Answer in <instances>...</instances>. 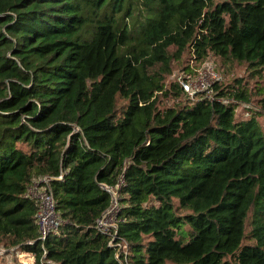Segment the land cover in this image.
I'll return each instance as SVG.
<instances>
[{
  "label": "trees",
  "instance_id": "trees-1",
  "mask_svg": "<svg viewBox=\"0 0 264 264\" xmlns=\"http://www.w3.org/2000/svg\"><path fill=\"white\" fill-rule=\"evenodd\" d=\"M184 55L259 73L264 0H0L1 245L34 264H264V89L246 107L241 78L215 81L161 109L185 95L166 81Z\"/></svg>",
  "mask_w": 264,
  "mask_h": 264
},
{
  "label": "rangeland",
  "instance_id": "rangeland-1",
  "mask_svg": "<svg viewBox=\"0 0 264 264\" xmlns=\"http://www.w3.org/2000/svg\"><path fill=\"white\" fill-rule=\"evenodd\" d=\"M190 67V71H193L194 74L197 72H203L205 78L200 82V84L208 83L213 80L218 81L224 85L233 84L236 78H241L248 86V89L252 91V99L254 100L251 105H245L246 107L255 106L256 100L259 98L260 94L257 93V88L262 87L264 89V69H260L259 73L252 74L251 69L248 68L246 64L238 63L236 61H222L220 58L209 56L208 59L202 61L201 63H195L191 59H188L185 55L180 60H173L172 62V71L171 74L167 76L166 81H175L178 77H184L189 75L185 67ZM214 74L215 79H213L212 74ZM211 87V86H210ZM209 94H212V91L209 90ZM186 98H191L188 94L181 96L180 98H164L159 104V108L171 107L173 105H178V102L184 101ZM244 105H240L236 109V117L238 119L245 118L249 114V109ZM259 121L264 124V116L259 117ZM38 192L32 190V193L36 195ZM116 200L114 199L111 207L105 215L107 221L111 222L115 215L116 209ZM58 217L54 216L50 219L49 228H55ZM47 229V228H46ZM248 230V226H247ZM6 250L5 252L8 255L3 254L0 256V264H32L28 262L25 257H22L25 252L18 250L16 247L12 246H3L0 244V251ZM4 257V259H2ZM9 259V260H7ZM166 264H173L167 262Z\"/></svg>",
  "mask_w": 264,
  "mask_h": 264
},
{
  "label": "built area",
  "instance_id": "built-area-1",
  "mask_svg": "<svg viewBox=\"0 0 264 264\" xmlns=\"http://www.w3.org/2000/svg\"><path fill=\"white\" fill-rule=\"evenodd\" d=\"M188 73H189V75H186L184 77H178L175 80V82L178 84V86L180 87L182 92H184L185 94H188L192 99H194V98H200V99L201 98H209V99L212 98V95L209 94V90H211L210 86L213 85L215 80L208 82L206 84L205 83L200 84V82L205 78V75L203 74V72L199 71L197 73L190 74V73H193V71H191ZM211 74L213 76V79H215L214 74L213 73H211ZM40 181L44 185L40 186V185H38V182H34L31 186L29 192L38 201V210L36 213V221H37V224L39 225L41 237L44 238L49 230L54 229V228H49V222H50L51 218L56 216V214L54 212V202H53L51 188L48 184L49 179L45 177V178H42ZM32 190H35V191L38 190L37 194L34 195L32 193ZM109 191H111V194L113 196L112 198L114 200L115 195H114L113 191L112 190H109ZM108 211H110V209H108L106 211V213ZM106 213L101 218H99L97 220L96 226L103 233L111 235L112 239L110 242H112V240H113L112 234H113V231L115 228V218H110V219H112L111 222L107 221L105 218ZM121 246L122 245L119 244L120 248H121ZM5 251L6 250L0 251V256H2L3 254H6ZM28 254H30L31 259H29L27 261L34 264L33 254H31V253H28Z\"/></svg>",
  "mask_w": 264,
  "mask_h": 264
},
{
  "label": "crops",
  "instance_id": "crops-1",
  "mask_svg": "<svg viewBox=\"0 0 264 264\" xmlns=\"http://www.w3.org/2000/svg\"><path fill=\"white\" fill-rule=\"evenodd\" d=\"M6 255H8V253H6ZM22 257H25L27 260L31 259V258H30V254H28V253H24V254L22 255ZM2 259H4V257H2ZM7 260H9V259H7Z\"/></svg>",
  "mask_w": 264,
  "mask_h": 264
},
{
  "label": "water",
  "instance_id": "water-1",
  "mask_svg": "<svg viewBox=\"0 0 264 264\" xmlns=\"http://www.w3.org/2000/svg\"><path fill=\"white\" fill-rule=\"evenodd\" d=\"M115 195V194H114Z\"/></svg>",
  "mask_w": 264,
  "mask_h": 264
}]
</instances>
